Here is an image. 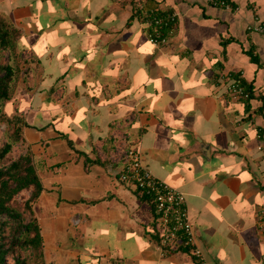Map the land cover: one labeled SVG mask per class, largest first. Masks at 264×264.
Instances as JSON below:
<instances>
[{
    "label": "crops",
    "instance_id": "1",
    "mask_svg": "<svg viewBox=\"0 0 264 264\" xmlns=\"http://www.w3.org/2000/svg\"><path fill=\"white\" fill-rule=\"evenodd\" d=\"M230 2L0 0L19 30L4 50L24 81L13 95L39 101L21 114L41 264H201L159 244L150 201L119 177L129 146L185 193L205 264H264V35L247 27L264 0ZM151 9L175 13L159 46ZM235 75L251 96H231Z\"/></svg>",
    "mask_w": 264,
    "mask_h": 264
},
{
    "label": "trees",
    "instance_id": "2",
    "mask_svg": "<svg viewBox=\"0 0 264 264\" xmlns=\"http://www.w3.org/2000/svg\"><path fill=\"white\" fill-rule=\"evenodd\" d=\"M18 33L15 26L0 16L1 51L12 48ZM16 76V66L0 61V121L5 119L10 125L9 134L12 137V140H7L0 147V264H7V255L13 258L14 264H29V258H33L36 264L40 259L43 262L42 240L31 202L40 193L42 184L29 150L13 158L7 156L13 142L22 138V129L26 123L22 114L8 117L2 110L4 103L12 96ZM246 86L251 96L252 88ZM29 188L32 189L23 202L24 206H19L16 195ZM142 195L150 201L149 196ZM26 211L29 212L28 217ZM26 250L28 254L23 253Z\"/></svg>",
    "mask_w": 264,
    "mask_h": 264
},
{
    "label": "built area",
    "instance_id": "3",
    "mask_svg": "<svg viewBox=\"0 0 264 264\" xmlns=\"http://www.w3.org/2000/svg\"><path fill=\"white\" fill-rule=\"evenodd\" d=\"M208 2L223 8L232 6L230 0H208ZM174 21V12H160L156 9L146 12L144 24L148 41L157 46L165 43L168 39L165 30L170 32ZM247 27L264 35V22L249 24ZM228 89L233 98L250 96L240 75H235L230 79ZM119 177L140 193L149 196L150 202L153 204L159 244L162 247L176 244L188 247L192 254L200 260V263L205 264L204 254L197 243L194 226L187 210L185 193L154 175L143 162L140 151L133 146L127 147L122 153ZM78 220V217L73 218L74 223H77ZM258 221L264 229V204L258 211Z\"/></svg>",
    "mask_w": 264,
    "mask_h": 264
},
{
    "label": "rangeland",
    "instance_id": "4",
    "mask_svg": "<svg viewBox=\"0 0 264 264\" xmlns=\"http://www.w3.org/2000/svg\"><path fill=\"white\" fill-rule=\"evenodd\" d=\"M0 61L3 63H11L14 66H17L16 63L11 62L8 60L7 54L5 51H1L0 50ZM18 69V68H17ZM23 80L21 78H19V69L17 70V76L14 79L13 83H14V87H13V92L16 90V88H19L20 86L23 85ZM38 97L36 96H25L24 100L22 101V103L19 105L18 104V99L17 96L15 97L12 93V96L9 100H7L4 105H3V112L5 113V116H12L14 114H21L23 113L25 115V118L27 121H31V114L29 111L25 110L23 112H21V108L24 107V105L27 107L29 105V103H37L39 102L37 100ZM19 105V106H18ZM22 114V115H23ZM10 125L7 123V121L5 119L0 121V147L3 146V144L7 141V140H12V137L10 136L9 132H10ZM27 150H29V148H27L24 143L22 138L20 140L14 141L11 151H9L7 153L8 157H16L18 154L26 152ZM32 188L29 189H24L22 191H20L17 195V201L20 203L19 206H24V200L29 197L30 192H31ZM33 201V199H32ZM32 204V202H31ZM25 215L28 217L29 216V212H25ZM24 254H28V250L23 252ZM43 260V259H42ZM29 264H35L33 262V258H29ZM7 264H14V260L11 256L7 255ZM36 264H41V259L40 261L38 260V262Z\"/></svg>",
    "mask_w": 264,
    "mask_h": 264
}]
</instances>
